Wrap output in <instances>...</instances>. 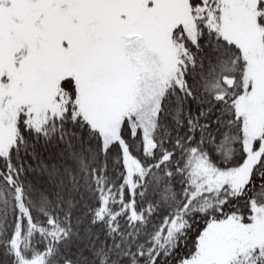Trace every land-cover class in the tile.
Returning <instances> with one entry per match:
<instances>
[{
	"label": "snow or ice",
	"instance_id": "1",
	"mask_svg": "<svg viewBox=\"0 0 264 264\" xmlns=\"http://www.w3.org/2000/svg\"><path fill=\"white\" fill-rule=\"evenodd\" d=\"M0 264H264V0H0Z\"/></svg>",
	"mask_w": 264,
	"mask_h": 264
}]
</instances>
